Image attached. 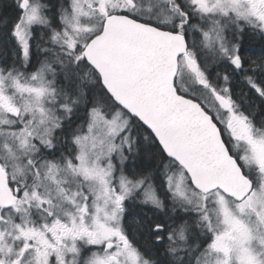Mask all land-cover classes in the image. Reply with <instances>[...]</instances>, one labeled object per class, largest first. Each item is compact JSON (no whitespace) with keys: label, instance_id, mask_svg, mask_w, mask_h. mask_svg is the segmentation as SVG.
I'll return each mask as SVG.
<instances>
[{"label":"snow or ice","instance_id":"1","mask_svg":"<svg viewBox=\"0 0 264 264\" xmlns=\"http://www.w3.org/2000/svg\"><path fill=\"white\" fill-rule=\"evenodd\" d=\"M0 264H264V0H0Z\"/></svg>","mask_w":264,"mask_h":264}]
</instances>
